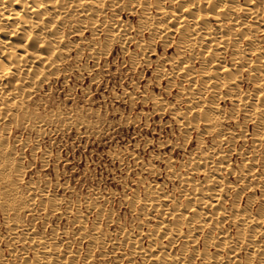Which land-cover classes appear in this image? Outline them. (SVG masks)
Returning <instances> with one entry per match:
<instances>
[{"label": "bare ground", "instance_id": "1", "mask_svg": "<svg viewBox=\"0 0 264 264\" xmlns=\"http://www.w3.org/2000/svg\"><path fill=\"white\" fill-rule=\"evenodd\" d=\"M263 1L155 0L153 12L148 7V0L124 1L128 10L140 9L137 35L146 34L149 42L160 41L164 47L177 37L174 53L166 59L169 67L159 64L155 68L157 78L169 77L168 87L176 75L181 78V84L188 83L182 92L185 111H171L178 124L185 127L184 133L191 136L200 127L201 136L214 135L213 140L210 138L209 156L204 155L202 163L194 161L196 165L191 170H206L213 158L218 160L213 164L212 174L198 181L183 180L180 196L186 197L184 204L174 202V196L161 193L153 183L148 184L143 198L133 195L131 204L138 202L143 208L159 211L153 229L145 233L146 246L130 234L123 242L129 244L130 251L143 263L264 264V179L261 178L264 174H255L258 167L264 171V162L260 164V157L251 156L247 150L241 153L239 165L233 168L228 163L229 151L217 150L222 146L224 121L237 123L239 116L245 126L252 124L248 135L251 145L264 146ZM114 4L111 0H0V131L3 140L14 125L32 122L33 127H39L41 110L32 100L33 95L60 74V66L69 57L66 53L76 44L71 36L83 39L86 28L91 30L87 44L77 53L80 56L84 49L94 60L103 58L115 43L121 50H126L135 40V33L131 35L128 26L119 20L120 10ZM108 8L110 13H106ZM99 18L102 20L98 21ZM152 44L145 48L150 51ZM198 75L200 78L196 79ZM180 90L184 91V88L180 87ZM151 98L155 103H163L161 97L152 95ZM220 102L231 104L229 113L220 109ZM164 106L162 104L160 110L165 109ZM230 149L234 151L233 147ZM4 161L11 163L12 152L5 155ZM189 165L181 166L188 169ZM22 169L17 164L13 173L22 178ZM7 173L8 169H2L0 178ZM226 174L235 175L241 189L259 187L261 203L255 210L251 209L253 198H249L246 206L239 204L241 191L238 190L231 203L226 205V194L233 185L227 181ZM18 195L13 187L6 191L2 204L4 211L7 208L5 201L11 202ZM159 197L164 204L157 203ZM23 201L24 207L30 209L31 203ZM96 204L91 200L85 207L96 209ZM228 221L231 230L229 225V229L224 227ZM15 228L16 225L11 229ZM21 228V237L12 233V239L28 243L35 249L30 257L26 255V248L19 250V260L22 259L23 264H77L74 253L60 255L58 244H49L38 231ZM91 229L97 234L98 223L93 222ZM98 236L105 243H118L109 235ZM180 239V247L174 250L172 245ZM242 249L246 252L240 259ZM0 264L10 263L0 260Z\"/></svg>", "mask_w": 264, "mask_h": 264}, {"label": "rangeland", "instance_id": "2", "mask_svg": "<svg viewBox=\"0 0 264 264\" xmlns=\"http://www.w3.org/2000/svg\"><path fill=\"white\" fill-rule=\"evenodd\" d=\"M111 1L120 10L121 23L129 27L131 35L135 33V40L126 50L115 43L103 58L94 60L84 49L80 56L77 53L87 44L91 30L86 28L83 39L71 36L76 44L66 53L69 57L60 66V74L33 95L32 100L41 110L39 127H33L32 122L14 125L5 136L6 142L0 131V172L8 169L7 175L0 178V260L23 264L19 250L26 248L28 257L33 254L34 246L12 239V233L21 237L24 227L41 233L49 244H58V254L74 253L77 264H150L141 262L130 251L129 244L123 242L130 234L146 246L145 233L153 229L159 211L143 208L138 202L131 204L133 195L143 198L148 184L153 183L161 193L174 196V202L184 204L186 197L180 196L183 180L203 179L212 174L213 164L218 161L213 158L206 170H191L196 165L194 161L202 163L204 155L209 156L214 135L201 136L200 127L191 136L185 134V127L178 124L171 111H185L182 92L188 83L181 84V78L176 75L168 87L169 77L157 78L155 68L159 64L169 67L166 59L174 53L177 37L168 47L160 41L149 42L146 34L137 35L140 9L128 10L125 0ZM148 4L153 12L155 0H148ZM110 12L108 8L106 13ZM149 44H152L150 51L145 48ZM152 95L161 97L163 103H155ZM162 104L165 109L160 110ZM219 105L226 114L230 112V103ZM236 122L224 121L222 146L217 150L229 151L228 163L233 168L247 150L251 156L260 157L262 164L264 146L253 147L248 136L252 124L245 126L241 116ZM9 152L12 161L7 164L4 160ZM188 163V169L181 166ZM17 164L21 169L23 166L22 178L13 173ZM257 173L264 171L258 167ZM225 177L233 183L226 194V205L238 190L241 191L239 204L246 206L249 198H253L251 209L255 210L261 203L259 187L241 189L235 175ZM12 187L19 195L11 202L5 201L4 211L5 194ZM24 199L31 203L30 209L24 207ZM91 200L97 203L96 209L85 207ZM157 203L165 201L159 197ZM93 222L98 223L100 233L92 231ZM228 225L231 230L229 221L224 227ZM102 233L118 243L101 241L98 235ZM181 242L182 239L178 240L172 248L177 250ZM11 250L15 251L11 253ZM245 252L239 251L240 259L245 257Z\"/></svg>", "mask_w": 264, "mask_h": 264}]
</instances>
